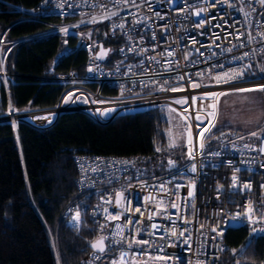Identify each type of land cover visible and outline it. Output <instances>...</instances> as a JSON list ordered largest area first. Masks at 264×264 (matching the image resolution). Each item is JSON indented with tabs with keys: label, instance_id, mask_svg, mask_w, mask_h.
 <instances>
[{
	"label": "built area",
	"instance_id": "1",
	"mask_svg": "<svg viewBox=\"0 0 264 264\" xmlns=\"http://www.w3.org/2000/svg\"><path fill=\"white\" fill-rule=\"evenodd\" d=\"M36 16L64 20L48 30L63 37L64 47L53 62L80 49L85 52L84 72L44 73L45 79L71 84L54 105L18 108L9 95L7 41L0 33V98L2 93L6 97L0 123L10 124L17 133L21 122L39 130L50 128L66 111H82L106 124L118 115L158 109L163 135L154 140L153 148L161 154L174 148L169 147V129L174 139L171 109H175L184 134L185 162L175 166L168 159L166 171L154 177L144 174L139 155L74 156L79 197L63 216L79 233L91 226L85 217L89 214L98 230L95 239L108 237L106 251L91 249L81 264H112L120 261L122 252L127 254L124 264H219L223 253L230 251L225 240L230 226H246L248 239L264 236V133L256 141H238L229 132L214 139L212 127L202 140V129L209 127V119L215 124L216 115L199 111L209 103L217 105L219 96L202 104L200 97L207 93L264 88V71L258 68L264 53V5L259 0H40ZM69 37L75 38L73 45ZM102 50L106 55L101 59ZM225 73L242 74L217 83L214 77ZM181 76L184 79H178ZM193 83L202 86L193 88ZM103 85L117 93H102ZM184 98L187 104L174 103ZM56 107L58 111H52ZM178 113L190 117V137ZM198 113L203 122L196 119ZM245 184L251 189H244ZM119 192L122 197L115 207ZM249 202L255 223L242 215ZM77 211L78 222L73 221Z\"/></svg>",
	"mask_w": 264,
	"mask_h": 264
},
{
	"label": "trees",
	"instance_id": "2",
	"mask_svg": "<svg viewBox=\"0 0 264 264\" xmlns=\"http://www.w3.org/2000/svg\"><path fill=\"white\" fill-rule=\"evenodd\" d=\"M39 1L0 0V33L7 41L5 68L11 73L8 90L18 108L54 105L71 84L45 79L44 73L73 69L82 74L85 69V52L80 49L53 62L64 47L63 37L48 30L64 20L36 16ZM74 40L69 37V45ZM101 92L117 93L107 85ZM5 98L2 93L0 110ZM162 127L158 109L118 115L106 124L82 111H66L50 128L39 130L21 122L17 133L10 124L0 123V264H81L98 230L89 214L85 217L91 226L79 233L63 216L79 197L74 156L139 155L144 174L154 177L167 166L165 155L153 148L154 140L163 135ZM144 157L148 159L143 162ZM225 240L230 251L223 253L219 264L263 263L264 236L248 239L246 226H230Z\"/></svg>",
	"mask_w": 264,
	"mask_h": 264
},
{
	"label": "rangeland",
	"instance_id": "3",
	"mask_svg": "<svg viewBox=\"0 0 264 264\" xmlns=\"http://www.w3.org/2000/svg\"><path fill=\"white\" fill-rule=\"evenodd\" d=\"M258 62V68L259 71H261V69L264 68V53L260 54ZM260 89L262 88H253L251 91L233 90L224 92L230 94H224L221 97V102L217 104L215 129L218 131L217 134L214 135V139H216L220 133L225 135L229 132L235 133L238 136L243 134L249 138L254 137L251 135L253 132H256L258 136L263 132L258 128L252 131H246L248 126L255 124V122L259 120L258 117L261 113L262 105H264V91ZM171 119L175 125L174 140L176 146L172 149L165 150L163 155H165L166 161L169 159V161L176 166L181 164L182 161V155L184 153V134L181 128V122L173 111H171ZM219 136L220 138L222 137L221 135ZM147 159L148 157H144L143 162Z\"/></svg>",
	"mask_w": 264,
	"mask_h": 264
},
{
	"label": "snow or ice",
	"instance_id": "4",
	"mask_svg": "<svg viewBox=\"0 0 264 264\" xmlns=\"http://www.w3.org/2000/svg\"><path fill=\"white\" fill-rule=\"evenodd\" d=\"M259 2H260L262 5H264V0H259ZM112 15H115V13H112ZM246 15H247V14H246ZM105 18H108V17H105ZM92 22H95V19H93ZM119 27L122 28V27H123V24L119 25ZM261 35L264 36V34H261ZM249 39L251 40V39H253V38L250 37ZM229 51H230V49H229ZM104 55H106V52H104V51L102 50L101 55H100L99 58L102 59V58L104 57ZM168 55H172V53H168ZM245 55H247V53H245ZM261 70L264 71V69H261ZM241 74H242V73H236V74L233 75V76H229V74L225 73V74H224V77L217 76V77H214V79H216L217 83L221 82L222 79L224 80V82H228V80H230V79H234L236 76L241 75ZM201 75H202V74H201ZM178 79L182 80V79H184V77L181 76V77H178ZM201 86H202V85H200V84H196V83H193V84H192V87H193V88H198V87H201ZM162 90H163V89H162ZM171 90H172V91H177V90H182V89L172 88ZM260 90L264 91V88H262V89H260ZM242 91H251V89H248V90H242ZM220 95H224V94H223V93H207V94H205V96L200 97V100H201V102H202V104H203V101H204L206 98H216V97H218V96H220ZM196 99H197L196 97H193V98H192L194 104H195V102H196ZM174 103H178V104H187V98H184V99H182V100L174 101ZM208 108H211L212 111H211V112H208V111H207ZM171 111H175V109H171ZM185 111H187V110L185 109ZM199 111H200V112H204V113H205L207 116H209V117H215L216 112H217L216 103H209L206 107H205V106H202V107L200 108ZM178 115L181 116V119L183 120L184 125H185V132H186V133L188 134V136L190 137V136H191V126L188 124V121L190 120V117L187 116V115H184L183 113H178ZM196 119H197V120H201V122H203L201 116L199 115V113L197 114ZM208 124H209V127H208V128H205V129H202V131H201V139H202V140H203V138H204V132H210V131H211V128H212V127H215V124L213 123L212 119H209V120H208ZM197 126L200 127V125H197ZM251 135H252V136H257V137H258V134H257L256 132L251 133ZM169 137H170L169 147H175V146H176V144H175V140L171 138V137H172L171 129H169ZM258 138H259V137H258ZM200 146H201V148H202V147H203V144H201ZM157 151H160V149L157 148ZM261 151H264V148H262ZM190 155H191V152H190ZM169 163L171 164L172 162L169 161ZM195 170H196V168H195V166H193L192 171H195ZM237 171H239V169H237ZM232 179H233V185H232V186H233V187H236V180H237V177L234 175ZM262 187H264V186H262ZM243 188H244V189H249V190H250V189H251V185H250V184H245V185H243ZM192 195H193V193H192V191H190V192H189V196L191 197ZM118 199H119V195H118ZM172 207H177V205L173 204ZM105 211L107 212V209H105ZM242 215H243L244 217H246L250 223H255V222H256V221L253 219V216H254V209H253V207H252V205H251V202H249V206H248L247 210H246ZM108 218H110V219H119L118 216H110V217H108ZM149 218H151V217H149ZM239 218H240V214H238V215H236V216H233L231 219H232L233 221H236V220H238ZM261 219L264 220V217H261ZM73 221H76V222L79 221V211H77L76 215L73 217ZM129 223H133V221H129ZM101 227L103 228L104 225H101ZM152 227L155 228L156 225H153ZM116 228H117V234L122 236V234H123V229L121 228V226H120V225H117ZM213 231H216V229H213ZM255 231H256V229L254 228V229H253V232H255ZM261 231H264V229H261ZM173 235H175V232H173ZM107 239H108V237H103V236H102V237H100V239H99L98 241L93 242L92 245H91V247H92L94 250H96V251L100 252L101 254H103V253L106 251V245H105L104 242H105V240H107ZM119 242H120V241H117V243H119ZM134 242H135L136 244H141V243L147 244V243H148L147 241H139V240H136V241H134ZM129 247H132V242L129 243ZM126 255H127L126 253L122 252V253H121L120 261L113 260V261H112V264H124V257H125ZM97 258H98V257H97ZM134 259H135V258H134ZM157 259H159V257H157Z\"/></svg>",
	"mask_w": 264,
	"mask_h": 264
},
{
	"label": "crops",
	"instance_id": "5",
	"mask_svg": "<svg viewBox=\"0 0 264 264\" xmlns=\"http://www.w3.org/2000/svg\"><path fill=\"white\" fill-rule=\"evenodd\" d=\"M229 92V91H228ZM223 94H230V93H223ZM223 95H220L219 96V98H218V100H217V104L218 103H220L221 102V97H222ZM264 97V96H263ZM216 107H217V105H216ZM259 120H258V122H255V124H253V125H250V126H248L247 127V132L248 131H252L253 129H255V128H258L260 131H263L262 133H264V105H262V108H261V113H260V115H259ZM257 118V119H258ZM261 133V134H262ZM260 134V135H261ZM259 135V136H260ZM258 136V137H259ZM234 137L238 140V141H256L257 139H258V137L257 136H254V137H247V136H245V135H243V134H240L239 136L237 135V134H235L234 133ZM241 138H243V139H241Z\"/></svg>",
	"mask_w": 264,
	"mask_h": 264
},
{
	"label": "water",
	"instance_id": "6",
	"mask_svg": "<svg viewBox=\"0 0 264 264\" xmlns=\"http://www.w3.org/2000/svg\"><path fill=\"white\" fill-rule=\"evenodd\" d=\"M118 195H119V199H118ZM121 197H122V193H121V192L117 193V195H116V199H115V207H118V206H119V202H120V200H121ZM99 239H100V237H98V238H96L95 240H93L92 242H90V244H89V248L92 249V250H94V249L91 247V245H92L93 242H96V241H98ZM94 251H96V250H94Z\"/></svg>",
	"mask_w": 264,
	"mask_h": 264
},
{
	"label": "bare ground",
	"instance_id": "7",
	"mask_svg": "<svg viewBox=\"0 0 264 264\" xmlns=\"http://www.w3.org/2000/svg\"><path fill=\"white\" fill-rule=\"evenodd\" d=\"M261 82L264 83V80H262ZM58 107L54 108L52 111H55V112L58 111ZM42 123H44V120L42 121Z\"/></svg>",
	"mask_w": 264,
	"mask_h": 264
}]
</instances>
